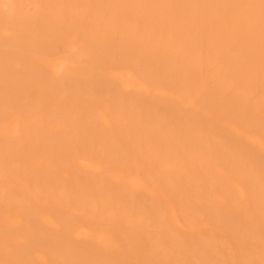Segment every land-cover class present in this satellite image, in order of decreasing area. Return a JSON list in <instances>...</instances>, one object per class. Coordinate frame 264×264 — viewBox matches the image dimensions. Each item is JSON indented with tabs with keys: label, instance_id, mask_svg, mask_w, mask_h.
Wrapping results in <instances>:
<instances>
[{
	"label": "rangeland",
	"instance_id": "1",
	"mask_svg": "<svg viewBox=\"0 0 264 264\" xmlns=\"http://www.w3.org/2000/svg\"><path fill=\"white\" fill-rule=\"evenodd\" d=\"M0 264H264V0H0Z\"/></svg>",
	"mask_w": 264,
	"mask_h": 264
},
{
	"label": "bare ground",
	"instance_id": "2",
	"mask_svg": "<svg viewBox=\"0 0 264 264\" xmlns=\"http://www.w3.org/2000/svg\"><path fill=\"white\" fill-rule=\"evenodd\" d=\"M73 48L71 47V50H72ZM65 66H66V64H65V61H63V60H60V61H58V62H56L52 67H53V69L55 70V71H62L63 70V68H65ZM65 70V69H64ZM65 73V72H64ZM131 80V81H130ZM125 79V84L127 85H135V82L132 80V79ZM81 236V235H80Z\"/></svg>",
	"mask_w": 264,
	"mask_h": 264
}]
</instances>
